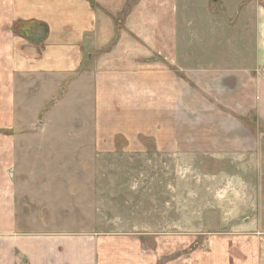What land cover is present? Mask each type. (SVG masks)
Listing matches in <instances>:
<instances>
[{
  "label": "crops",
  "instance_id": "1",
  "mask_svg": "<svg viewBox=\"0 0 264 264\" xmlns=\"http://www.w3.org/2000/svg\"><path fill=\"white\" fill-rule=\"evenodd\" d=\"M179 2L3 0L0 264H150L134 234L18 229L16 143L5 133L16 132L17 101L25 91L50 99L64 88L91 94L100 137L116 133L112 147L121 135L126 149L155 147L176 157H204L220 165L213 175L227 181L229 196L244 195L239 203L251 200L249 211L264 210V0L250 1L253 59L207 67L182 65ZM244 225L264 235V220ZM262 258L255 256L257 264H264Z\"/></svg>",
  "mask_w": 264,
  "mask_h": 264
},
{
  "label": "rangeland",
  "instance_id": "2",
  "mask_svg": "<svg viewBox=\"0 0 264 264\" xmlns=\"http://www.w3.org/2000/svg\"><path fill=\"white\" fill-rule=\"evenodd\" d=\"M192 1L177 5L182 65H247L251 0ZM76 92L64 88L50 99L25 91L17 101L16 132L5 134L16 143L20 231L134 234L150 264L258 263L264 239L255 237L264 235L244 221L264 220V210L249 211L251 200L239 203L246 196L227 194V181L214 177L220 165L155 147L126 149L121 135L112 147L116 133L100 137L96 129L93 95Z\"/></svg>",
  "mask_w": 264,
  "mask_h": 264
}]
</instances>
